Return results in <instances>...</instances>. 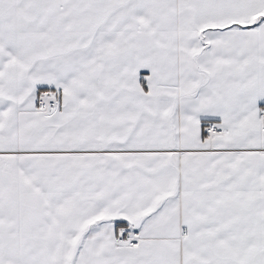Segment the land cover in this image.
<instances>
[{
  "label": "snow or ice",
  "instance_id": "obj_1",
  "mask_svg": "<svg viewBox=\"0 0 264 264\" xmlns=\"http://www.w3.org/2000/svg\"><path fill=\"white\" fill-rule=\"evenodd\" d=\"M0 264H264V0H0Z\"/></svg>",
  "mask_w": 264,
  "mask_h": 264
}]
</instances>
